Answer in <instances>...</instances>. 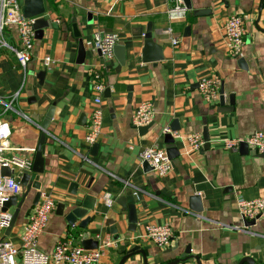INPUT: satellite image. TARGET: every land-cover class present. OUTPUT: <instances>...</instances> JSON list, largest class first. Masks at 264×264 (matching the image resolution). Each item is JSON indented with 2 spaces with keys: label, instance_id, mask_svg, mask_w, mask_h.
Returning <instances> with one entry per match:
<instances>
[{
  "label": "crops",
  "instance_id": "1",
  "mask_svg": "<svg viewBox=\"0 0 264 264\" xmlns=\"http://www.w3.org/2000/svg\"><path fill=\"white\" fill-rule=\"evenodd\" d=\"M190 1L185 19L169 22V0H43L44 14L34 18H44L51 26L41 30L40 38L35 36L27 67L23 70L13 53L0 47V100L8 104L16 96L13 109L6 110L0 103V120L10 127V147L20 149L6 156L33 159L35 153L27 150L35 151L45 134L44 171L38 182L40 194L52 196L56 206L38 239L42 253L51 254L55 243L67 236L81 245V235L87 232L98 246L103 241L113 243L99 264H119L134 246L147 248V264L177 260L187 246L189 257L176 264H239L244 258L264 264V216L245 228L236 208L237 198L264 196V158L241 144L229 150L223 144V140L264 132V0ZM199 10L208 13L198 15ZM232 15L243 18L245 31L244 46L236 57L223 43V26ZM95 33L117 35L124 59L115 55L107 65L101 133L89 146L85 134L94 102L89 70L101 61ZM147 33L161 47L158 62L143 59ZM3 40L17 47L16 27L6 28ZM45 57L53 61L49 68L42 66ZM202 78L218 83L217 100L201 97L196 84ZM221 90L224 108L230 111L220 105ZM143 102L155 112L146 134L131 123ZM49 114L43 131L40 125ZM164 128L181 136L200 134L204 144L195 152L172 137L178 155L170 159L169 174L157 178L138 158L153 146L166 152ZM85 155L88 161L82 159ZM29 174L17 204L7 207L13 222L3 236L16 246L36 194L30 186L37 175ZM15 175L22 179L17 170ZM125 182L129 185L124 186ZM105 196L112 199L110 207ZM193 196L200 198L199 213L192 209L196 206ZM122 201L135 205L134 232L128 231ZM59 204L64 206L61 213ZM82 206L86 215L70 227L65 216ZM86 217L93 220L79 229ZM147 224H168L173 234L170 246L161 249L134 240ZM124 264H143L142 256L136 254Z\"/></svg>",
  "mask_w": 264,
  "mask_h": 264
},
{
  "label": "built area",
  "instance_id": "2",
  "mask_svg": "<svg viewBox=\"0 0 264 264\" xmlns=\"http://www.w3.org/2000/svg\"><path fill=\"white\" fill-rule=\"evenodd\" d=\"M188 9L185 0H169L167 19L169 22H176L185 19ZM35 18H25L21 12L19 0H0V47H6L11 51L19 66L24 70L32 58V50L35 42L34 22ZM14 26L17 29L19 45L13 47L7 45L3 40V32L6 28ZM223 43L231 56H238L244 46L243 18L229 16L223 26ZM95 48L100 55V64L89 70L90 86L94 95L93 108L87 124L85 142L92 146L96 143L102 128L101 96L105 90L104 74L107 65L114 60V49L118 44V37L115 34L93 35ZM178 40H173L177 44ZM53 61L45 57L42 66L49 68ZM197 90L206 101L217 100L219 97L218 83L214 80L200 79L197 82ZM7 104L0 100L6 110L11 107L14 99ZM154 108L148 102L139 104L131 117V123L135 128H142L152 123ZM164 135H171L174 139H180L191 151H199L203 147V139L200 134L181 136L172 132L169 128L162 130ZM11 130L7 123L0 120V264H99L107 248L113 243L103 241L96 249L87 250L78 245L73 237L59 239L51 252L45 254L38 250V239L44 231L50 214L55 210V201L50 195H41L36 205L33 206L30 217L22 230L20 244L16 246L11 241L4 239L3 233L8 229L13 220V215L4 210L5 203L13 196H19L23 192L19 176L15 175L31 172L33 159L29 156H6L7 153L18 152L20 149H12L9 144ZM224 147L229 150L240 144H245L259 155H264V132H255L242 140H223ZM28 153H35L34 149L27 150ZM88 161V156L82 157ZM140 164H147L157 178H163L171 171V160L164 149L157 146L144 149L138 158ZM9 169L11 176H4L3 169ZM129 185L128 182L124 186ZM137 195V193H134ZM107 206H111L112 199L104 197ZM237 212L244 221L257 222L264 216V196L254 200L237 198ZM250 228V227H245ZM172 230L168 224L155 225L147 224L143 227L142 233L134 240H145L157 248H167L171 244Z\"/></svg>",
  "mask_w": 264,
  "mask_h": 264
},
{
  "label": "water",
  "instance_id": "3",
  "mask_svg": "<svg viewBox=\"0 0 264 264\" xmlns=\"http://www.w3.org/2000/svg\"><path fill=\"white\" fill-rule=\"evenodd\" d=\"M19 4L21 5V12L22 15L25 18H34V17H38L42 14H44V6H43V0H19ZM185 5L187 7L188 10L191 9V1L190 0H185ZM208 10H199L197 11L198 15H204L207 14ZM51 26L49 24V22L47 20H45L44 18H36L35 22H34V30H35V36L40 38L42 35V29L45 27ZM189 35V28H186L185 30V36ZM114 55H116L117 58H119L121 61H123L124 59V51H123V45L122 44H117L115 46L114 49ZM79 56L81 59L84 58V50H83V46L82 43H79ZM143 59L145 61H152V62H158L160 60H162V54H161V47L157 44H155L153 42V40L151 39L150 34H146L145 36V40H144V47H143ZM83 61V60H81ZM43 73V72H41ZM43 75V74H41ZM197 86V84H196ZM220 105L221 107H223L222 109H226L225 111H230L232 108H224V96H223V90H221L220 92ZM230 105H233V98H230ZM51 117L50 114L43 120V122L40 125V128L45 131L48 122L50 121ZM152 123H150L148 126L142 127L139 129V132L141 134H146L147 131L151 128ZM176 129H173V131H175ZM204 141H205V145L207 146L208 140H207V136L204 134ZM44 142H45V134L42 133L40 140L37 144V148L35 150V154H34V158H33V165H32V169H31V173L36 174L37 176L34 179V182L31 184V188L33 190L36 191V194L34 196V200L31 203L32 206L36 205L40 199V184L38 182V175H40L41 173H43L44 171V166H43V146H44ZM164 144H165V149H166V154L168 156L169 159L174 158L175 156L178 155V149L176 148L175 145V141L172 139L171 135L167 134L164 137ZM242 147L246 148L247 146L245 144H241ZM97 150V145L93 146L92 152L95 153ZM260 157L264 158V155H260ZM143 166L148 169L151 170L150 167H148L147 164H143ZM2 174L4 176H11L12 173L9 171V169L5 168L2 171ZM30 179V174L28 172H25L22 175V179L20 180V183L22 186L27 187L28 186V181ZM73 187H75V185H73ZM17 196H13L11 198H9V200L5 203V208L4 210H7V207L11 204H17ZM192 202H194L196 204L195 207H193V211L199 213L201 212V208L199 200L200 198L198 196H193L192 197ZM121 206L123 208L124 211H126L128 213V223H129V227H128V231L130 232H134L136 225H137V216H136V208L134 204H125L124 201L121 202ZM63 208L64 206L62 204H59L57 206V210L61 212H63ZM82 209H86L84 206L81 207V209H72L69 213H67V215L65 216V220L67 222V224H69L70 227H74L76 220L77 219H81L83 216L86 215V213H84L83 211L86 210H82ZM30 212V210L28 211V213ZM93 219H91L90 217H86L83 220H81V222L78 225L79 229H85L87 227V225L92 221ZM13 222V220H12ZM11 222V225H12ZM107 224H113V222L108 221ZM256 224V222L254 221H244V226L245 227H252ZM10 225V226H11ZM112 231V235L116 234V230L115 229H110ZM81 245L84 249H96L98 246V242L97 241H93L90 238V234L89 233H83L81 235ZM146 250L147 248H140L139 246H134L131 250H129V252H127V254L125 256H123V258L121 259L119 264H124L126 262L127 259L131 258L132 256L139 254L142 256V260H143V264H147V256H146ZM189 253H190V247L187 246L183 252V254H181L179 256V258L177 260H174L168 264H176L180 261L185 260L187 257H189ZM191 257V256H190ZM193 257V256H192ZM194 258V257H193ZM195 260H198V258L196 257ZM244 262H246L247 264H253L254 260L251 258H244L239 264H243Z\"/></svg>",
  "mask_w": 264,
  "mask_h": 264
}]
</instances>
